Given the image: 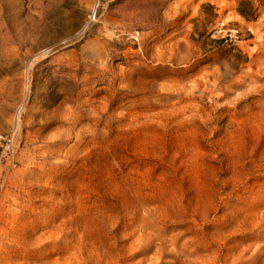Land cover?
I'll list each match as a JSON object with an SVG mask.
<instances>
[{"label":"rangeland","instance_id":"374dc122","mask_svg":"<svg viewBox=\"0 0 264 264\" xmlns=\"http://www.w3.org/2000/svg\"><path fill=\"white\" fill-rule=\"evenodd\" d=\"M0 264H264V0H0Z\"/></svg>","mask_w":264,"mask_h":264},{"label":"built area","instance_id":"2783aa9c","mask_svg":"<svg viewBox=\"0 0 264 264\" xmlns=\"http://www.w3.org/2000/svg\"><path fill=\"white\" fill-rule=\"evenodd\" d=\"M221 32L224 33V35H226L227 37H229L230 39H233L237 36L238 34V30L236 28H227V29H223V30H219Z\"/></svg>","mask_w":264,"mask_h":264}]
</instances>
